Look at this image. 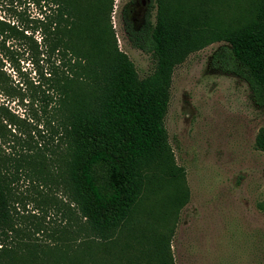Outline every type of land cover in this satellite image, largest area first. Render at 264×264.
<instances>
[{"label": "trees", "instance_id": "obj_1", "mask_svg": "<svg viewBox=\"0 0 264 264\" xmlns=\"http://www.w3.org/2000/svg\"><path fill=\"white\" fill-rule=\"evenodd\" d=\"M25 1L45 12L24 23L0 18V93L46 113L49 135L57 138L56 147L64 146L57 158L62 181L100 240L131 219L143 192L161 179L175 184L174 209L187 200L183 168L174 165L163 120L173 69L189 53L224 42L211 65L243 80L254 104L264 106V0H148L141 26L126 29L154 59L144 77L119 50L111 26L99 25L113 0H97L95 7L92 0ZM40 60L47 76L38 72L36 79L14 82L11 73L26 72L21 61ZM31 115L20 117L0 104V140L8 125H16L23 143L25 121L37 117L35 109ZM255 146L264 152L263 129ZM36 147L34 154H0V264H28L15 240V188L22 174L44 179L46 160ZM155 249L153 264H173L167 234H160Z\"/></svg>", "mask_w": 264, "mask_h": 264}, {"label": "rangeland", "instance_id": "obj_2", "mask_svg": "<svg viewBox=\"0 0 264 264\" xmlns=\"http://www.w3.org/2000/svg\"><path fill=\"white\" fill-rule=\"evenodd\" d=\"M91 3L95 7L97 0ZM148 6V0H113L99 21L111 26L139 77L153 70L154 59L127 30L141 26ZM43 12V6L25 0H0V18L24 23ZM154 15L155 8L152 21ZM223 44L189 53L172 73L163 123L174 165L183 168L186 202L174 209L175 184L161 179L143 192L131 219L108 240L92 235L68 195L57 162L64 146H55L46 113L0 93V104L11 112L29 117L35 109L37 116L25 121L23 143L17 126H7L0 154H34L39 144L46 160L44 179L31 181L22 174L16 182L15 240L28 264H153L155 241L164 233L173 264H264V152L255 146L256 134L264 130V106L254 104L243 80L211 65L213 52ZM20 64L26 72L11 73L14 82L36 79L38 72L48 75L43 60Z\"/></svg>", "mask_w": 264, "mask_h": 264}]
</instances>
